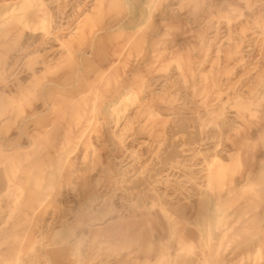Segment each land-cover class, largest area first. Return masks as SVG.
<instances>
[{"label":"rangeland","instance_id":"1","mask_svg":"<svg viewBox=\"0 0 264 264\" xmlns=\"http://www.w3.org/2000/svg\"><path fill=\"white\" fill-rule=\"evenodd\" d=\"M159 1L0 0V264H264V0Z\"/></svg>","mask_w":264,"mask_h":264},{"label":"bare ground","instance_id":"2","mask_svg":"<svg viewBox=\"0 0 264 264\" xmlns=\"http://www.w3.org/2000/svg\"><path fill=\"white\" fill-rule=\"evenodd\" d=\"M131 1H132V0H131ZM160 1H161V0H160ZM160 1H159V2H160ZM204 4H205V3H204ZM188 5H189V4H188ZM207 5H208V4H207ZM155 8H156V7H155ZM201 8H202V7H201ZM200 11H201V10H200ZM151 12H153V11H151ZM195 12H196V11H195ZM143 23H144V22H143ZM68 139H69V138H68ZM255 185H256V184H255ZM255 185H254V186H255ZM252 187H253V186H252ZM252 187H251V188H252ZM48 199H49V198H48ZM202 202H203V201H202ZM40 204H41V203H40ZM40 206H41V205H40ZM263 207H264V206H263ZM201 211H202V210H201ZM206 211H207V210H206ZM234 216H235V215H234ZM203 217H204V216H203ZM239 218H240V217H239ZM224 219H226V218H224ZM224 219H223V220H224ZM228 219H229V218H228ZM243 219H244V218H243ZM205 221H206V220H205ZM223 223H224V221H223ZM208 224H209V223H208ZM218 224H219V223H218ZM218 224H217V225H218ZM222 225H223V224H222ZM226 226H227V225H226ZM206 229H207V227H206ZM220 230H222V229H220ZM220 232H221V231H220ZM211 233H212V232H211ZM262 235H263V234H262ZM211 236H212V235H211ZM253 238H254V237H253ZM260 240H261V239H260ZM261 241H262V240H261ZM255 242H256V241H255ZM261 243H262V242H261ZM261 245H262V244H261ZM260 262H261V261H260ZM260 262H259V263H260ZM262 262H263V261H262ZM216 264H217V263H216Z\"/></svg>","mask_w":264,"mask_h":264}]
</instances>
